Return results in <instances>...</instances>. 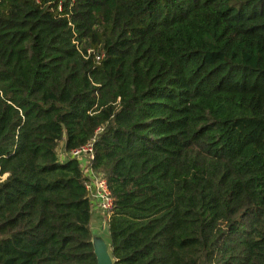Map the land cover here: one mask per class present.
Listing matches in <instances>:
<instances>
[{
    "label": "trees",
    "instance_id": "16d2710c",
    "mask_svg": "<svg viewBox=\"0 0 264 264\" xmlns=\"http://www.w3.org/2000/svg\"><path fill=\"white\" fill-rule=\"evenodd\" d=\"M264 264V0H0V264Z\"/></svg>",
    "mask_w": 264,
    "mask_h": 264
},
{
    "label": "built area",
    "instance_id": "2783aa9c",
    "mask_svg": "<svg viewBox=\"0 0 264 264\" xmlns=\"http://www.w3.org/2000/svg\"><path fill=\"white\" fill-rule=\"evenodd\" d=\"M94 142L95 139H92L82 147L74 149L69 153H64L82 162L85 175L88 178L87 188L90 190L91 198L97 207L109 216L110 211L113 209L114 198L107 179L92 169L91 165L95 157ZM62 151L61 156L63 159Z\"/></svg>",
    "mask_w": 264,
    "mask_h": 264
},
{
    "label": "water",
    "instance_id": "95a60500",
    "mask_svg": "<svg viewBox=\"0 0 264 264\" xmlns=\"http://www.w3.org/2000/svg\"><path fill=\"white\" fill-rule=\"evenodd\" d=\"M91 231L97 264H117V260L113 254L109 224H100V227H96L91 222Z\"/></svg>",
    "mask_w": 264,
    "mask_h": 264
},
{
    "label": "crops",
    "instance_id": "0c3cea01",
    "mask_svg": "<svg viewBox=\"0 0 264 264\" xmlns=\"http://www.w3.org/2000/svg\"><path fill=\"white\" fill-rule=\"evenodd\" d=\"M69 156L68 154L63 157V160L65 161L66 159H68ZM105 216V217H104ZM108 218L109 216L106 215L104 212H102L97 205L94 203V208H93V218H92V222L94 224V226L96 227H100V224H105L108 223ZM97 222V223H96ZM99 222V223H98Z\"/></svg>",
    "mask_w": 264,
    "mask_h": 264
},
{
    "label": "rangeland",
    "instance_id": "374dc122",
    "mask_svg": "<svg viewBox=\"0 0 264 264\" xmlns=\"http://www.w3.org/2000/svg\"><path fill=\"white\" fill-rule=\"evenodd\" d=\"M62 155H63V157H65L66 156V154L64 153V151H62ZM105 217V216H104Z\"/></svg>",
    "mask_w": 264,
    "mask_h": 264
},
{
    "label": "bare ground",
    "instance_id": "6f19581e",
    "mask_svg": "<svg viewBox=\"0 0 264 264\" xmlns=\"http://www.w3.org/2000/svg\"><path fill=\"white\" fill-rule=\"evenodd\" d=\"M97 223V222H96ZM99 223V222H98Z\"/></svg>",
    "mask_w": 264,
    "mask_h": 264
}]
</instances>
